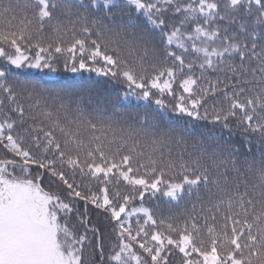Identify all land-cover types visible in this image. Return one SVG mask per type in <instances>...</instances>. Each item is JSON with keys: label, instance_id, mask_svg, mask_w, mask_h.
<instances>
[{"label": "snow or ice", "instance_id": "snow-or-ice-1", "mask_svg": "<svg viewBox=\"0 0 264 264\" xmlns=\"http://www.w3.org/2000/svg\"><path fill=\"white\" fill-rule=\"evenodd\" d=\"M0 264H264V0H0Z\"/></svg>", "mask_w": 264, "mask_h": 264}, {"label": "trees", "instance_id": "trees-1", "mask_svg": "<svg viewBox=\"0 0 264 264\" xmlns=\"http://www.w3.org/2000/svg\"><path fill=\"white\" fill-rule=\"evenodd\" d=\"M34 78H43L48 87H62L68 85L82 86L94 94L108 95L114 91L113 86L106 82V78L98 76L96 73L82 71L80 73H70L61 71L54 75V78L45 76L44 73L32 72ZM112 99L116 97L113 95ZM143 102H138L134 98L123 101L121 109L128 113H135L142 109ZM142 114V113H141Z\"/></svg>", "mask_w": 264, "mask_h": 264}, {"label": "rangeland", "instance_id": "rangeland-1", "mask_svg": "<svg viewBox=\"0 0 264 264\" xmlns=\"http://www.w3.org/2000/svg\"><path fill=\"white\" fill-rule=\"evenodd\" d=\"M32 72H36V70H32ZM49 77L54 78V75H50Z\"/></svg>", "mask_w": 264, "mask_h": 264}]
</instances>
